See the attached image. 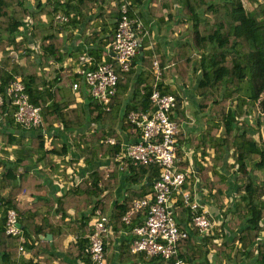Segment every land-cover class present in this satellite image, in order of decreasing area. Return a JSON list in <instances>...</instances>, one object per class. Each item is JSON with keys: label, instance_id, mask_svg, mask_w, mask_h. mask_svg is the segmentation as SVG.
Listing matches in <instances>:
<instances>
[{"label": "trees", "instance_id": "trees-1", "mask_svg": "<svg viewBox=\"0 0 264 264\" xmlns=\"http://www.w3.org/2000/svg\"><path fill=\"white\" fill-rule=\"evenodd\" d=\"M123 2L0 0V93L5 95L14 77L19 76L31 102L42 108L44 123L49 129L61 124L63 130L69 131L86 125L87 121L96 125L83 135L72 134L70 142L59 133L46 137L40 130L28 131L18 124L13 117L15 108L4 100L0 116L7 115L8 129L0 126V264H77L78 261L92 264L86 248L91 232L89 223L98 209L110 215L117 235L123 229L130 232L136 224L143 223L142 212L133 214L130 226L125 225L123 217L132 209L134 201L153 191L161 168L157 164H135L130 159L122 163L117 154L123 133L134 131L139 135L136 126L129 122L128 113L138 108H152L153 88L148 81L154 80L155 58L164 78L177 75L186 84L190 74L199 72L196 91L205 128L199 138L182 137L179 133L176 151L182 170L189 168L190 160L185 157L181 143L200 151V158L193 160L195 170L188 178L187 187L193 190L199 181L197 197L203 204L205 200L213 204L217 213L212 219L219 223L217 229L200 234L190 226V210L178 199L175 204L178 225L182 228L188 225L191 230L179 243L177 258L183 264H242L245 261L264 264V177L259 181V175L254 173L256 170L264 175V139L255 137L264 124V0H249L251 9L245 0H154L150 10L161 23L173 22L175 4L181 6L184 16L174 23L171 34L182 29L187 43L175 47L171 67L165 71L167 56L160 53L158 45L147 50L150 41L143 38V50L134 60V67L121 73L119 91L111 109L106 111L91 100L92 109L86 112L67 89L68 73L60 74V79L53 83L47 82V67L62 61L65 27L76 28L87 15L95 12L105 20L115 19L116 30ZM60 12L71 16L68 25L55 19ZM90 31L86 40L99 44L98 49H92L98 60L115 31L101 34L95 27ZM72 35L70 32L68 38ZM30 41L39 43L38 51L29 46ZM132 82L135 89L128 102L125 94ZM144 82L148 83L142 94L140 86ZM175 96L176 112L185 119L182 100L179 95ZM16 130L21 133L17 134ZM108 137H115L117 143H105ZM10 146H16L14 160L5 153ZM80 159L91 168L90 172L59 195L43 197L46 187L38 171L55 172L62 163V175L69 180L68 168L75 170ZM108 160L114 162L113 169L102 167ZM32 166L40 169L33 171ZM122 174L126 186L124 194L117 197ZM232 174L236 191L231 195L235 197L233 205L229 206L224 199L230 191ZM26 195L32 200L23 203L22 197ZM10 209L21 216L22 233L17 236L6 232ZM48 234H52V240L45 239ZM72 234L79 238L66 243ZM21 236L26 238L25 252L30 257L19 252ZM131 240L130 234L118 237L119 244L107 237L106 264H175L174 260L132 253ZM61 253L67 258L60 257Z\"/></svg>", "mask_w": 264, "mask_h": 264}, {"label": "built area", "instance_id": "built-area-1", "mask_svg": "<svg viewBox=\"0 0 264 264\" xmlns=\"http://www.w3.org/2000/svg\"><path fill=\"white\" fill-rule=\"evenodd\" d=\"M120 11L114 38L106 48V55L111 57V60L95 62L94 57L89 54H81L76 70L77 80L73 83L75 91L84 85L94 103L106 111L111 109L119 91L121 73H127L134 67L142 39L149 35L144 20L135 11L133 1L124 0ZM55 19L61 24H68L71 16L57 13ZM153 74V90L150 96L152 108H138L128 113V120L139 130V135L136 140L121 142L117 159L122 163L130 159L135 164H157L161 168V175L154 181L153 191L134 201L132 209L123 217L125 225L130 226L133 223V214L142 212L145 214L143 223L136 224L130 232L123 229L121 236H132L130 250L134 254L146 253L150 257H162L168 261L174 260L175 264H183V261L177 258L179 243L188 236L191 227L204 234L217 229L219 223L217 219H212L210 211L199 201L197 181L193 190L187 187L190 184L188 178L194 174V169L189 167L182 170L179 167L180 159L176 149L181 126L174 118L177 98L175 94L162 90L163 75L156 59L153 61ZM146 86L142 85V94L145 93ZM5 99L15 108L13 117L24 129L40 130L45 135L51 131L44 123L42 108L31 102L26 85L19 76L14 77L13 82L6 88L5 95L0 93V106L4 104ZM105 143L114 145L117 139L108 137ZM102 167L113 169L114 162L108 160ZM122 169L123 166L120 165V170ZM80 181L81 179L76 183ZM178 199L191 212V227L187 225L182 228L178 225L175 215ZM20 220L21 216L16 210L8 211L7 234L17 236L22 233ZM89 225L91 232L88 235L89 245L86 252L92 264H106L105 239L112 237L119 244L111 217L98 209ZM25 244L26 238L21 236L19 252H25ZM25 255L31 256L28 251Z\"/></svg>", "mask_w": 264, "mask_h": 264}, {"label": "crops", "instance_id": "crops-1", "mask_svg": "<svg viewBox=\"0 0 264 264\" xmlns=\"http://www.w3.org/2000/svg\"><path fill=\"white\" fill-rule=\"evenodd\" d=\"M246 1L250 3L249 0H246ZM154 5H155L154 0H142L141 3L135 4V11L138 14V16L140 14L139 17H141L144 20L145 25L149 31L148 32L149 35L146 37L150 41V44L147 46V50L151 49L153 45H158L160 48V53L162 55L167 56V64L164 68L166 71L167 69L171 67L170 59L173 56L175 47H179L187 43L188 41V39L184 37L182 29L176 30L173 35L171 34V29H173L174 23L178 22L180 18H182L184 15L182 13V10L180 9L181 6L178 3H176L172 11L173 15L176 16L175 17L176 19L174 18L175 20L173 22L161 23V21L158 18H156L150 10L151 7H154ZM166 15L167 14H165V17ZM43 18L44 20L47 21L46 16H44ZM115 22H116L115 19L111 17H108L105 20L104 18L100 16L99 17L96 16L95 12H92L91 14L87 15L85 21L79 23L78 24L79 26H77L76 28L65 27V29L62 30V35H64L66 39L65 45L62 51L63 53L62 61H55L51 63L47 67V70H46L48 72V74L46 75L47 82H52V83L55 82L56 79L58 80L60 79L59 78L60 74L68 73V77L70 81L67 84L68 86L67 89L71 90L76 100L83 105L86 112H89V109H92V106H90V101L92 100V98L88 95L86 91V87L82 85L80 90L78 91L73 90V83L74 81L77 80L76 70L79 66L78 58L81 54L86 53L94 57L95 62H100L102 60H110L109 56L106 55V48H107V45L111 41L106 46L103 47L102 54H101L102 57L101 59L97 60L95 58L96 52L93 51L92 53V49H96L99 46V44L96 42L89 43L87 42L86 39H87L88 34L91 33L90 28H93V27H95L97 29V32L101 34L109 33L108 31L110 30L115 31L114 29ZM68 24H64V25H68ZM70 32H72L73 35L70 38H68V34ZM29 46H31L34 49V51H38L39 43L35 41H30ZM36 55L37 53L34 54L35 58H36ZM16 58H17V55H16ZM137 67L138 65L136 66V69L137 71H139ZM198 78H199V72L197 71L195 73L190 74L188 82L185 84L177 75L169 74L166 78L163 77L162 82H161L162 90L164 89L173 94H177L180 96L182 100L181 111L184 113L185 119H182L181 115L178 114L177 112H175V115H174V118L180 123V126H181L180 134L182 137L199 138L205 128V125L202 121L201 113L199 111V106H198L199 97L196 91L197 84H198ZM148 82L152 83L153 79H151ZM148 82H144L142 85L144 84L147 85ZM142 85L140 86V92H141ZM134 89H135V84L132 82L129 87V91L125 94L128 102L129 100H131L132 93H134ZM6 117L7 115L5 114L0 116V126L3 129H8V123L6 121ZM95 126L96 125L92 121L91 122L87 121L86 125L80 126L73 130L66 131V130H63L64 129L63 125L56 124L52 129H49L46 126V128L51 131H49L48 134L46 135L44 134V135L46 137H50L54 133H57V134L59 133L63 135L64 139H67L70 142L72 134L78 133L80 135H83L87 131L93 130ZM16 133L18 134L21 132L20 130H16ZM133 133L134 131L130 133H123L122 135L123 140L121 142L136 140L137 136L135 135V133L134 134ZM27 134L32 135L31 132ZM47 143L50 144V140H47ZM181 144H183L182 150L186 154L185 157H187L190 160L189 167L195 170V164L193 160L194 158H200V151L197 149L195 150L194 147H188V144L184 142H182ZM15 149H16V146H10L7 149H5L6 155L12 160L16 158L15 154L12 153L13 150ZM57 161L60 162V159H57ZM75 167H76L75 170H73L72 168H68L69 180L65 179V177L62 175V171L64 170L63 169L64 166L62 163L59 164L57 171L55 172L47 171V170L43 172L39 170L40 168L38 167L36 168L33 166L31 167V169L33 171L39 170L38 173L40 174V177L44 181V185L46 189L43 190V193H42L43 197L53 198L54 195L56 196L62 193L69 185L73 184L74 181L76 183L78 180L82 179L91 170L90 167L85 165L82 159L78 161ZM233 176L234 175L232 174L229 180L230 181V187H229L230 191L228 192V194L226 195V198L224 199L225 203H228L229 206L233 205L232 201L235 200V197L231 196L236 191L234 190L235 181L233 179ZM256 176L258 175L256 174ZM119 177H120L121 182L117 189V197H121L124 194V189L126 186V183L123 180L124 175L122 174V176H119ZM197 186L200 187L199 181H197ZM37 194H40V192H37ZM198 194L200 193H197V195ZM31 200H32V197L29 195L22 197L23 203H27L28 201H31ZM203 205L205 206V208H207L210 211L212 216L216 215L217 210L215 207H213V204H211L209 200H205V204ZM121 235L122 234L120 231L119 235L116 236V239L118 237L120 238ZM77 238H79V235L75 236V234H72L67 238L66 243L70 241H74ZM218 241H221L220 238ZM59 255L62 258L65 257V255L63 256V253ZM77 264H83V263L78 261ZM242 264H254V262L251 263L250 261H245Z\"/></svg>", "mask_w": 264, "mask_h": 264}, {"label": "rangeland", "instance_id": "rangeland-1", "mask_svg": "<svg viewBox=\"0 0 264 264\" xmlns=\"http://www.w3.org/2000/svg\"><path fill=\"white\" fill-rule=\"evenodd\" d=\"M245 5L248 7V8H250V5H249V3L245 0ZM259 132V133H258ZM256 134H255V137L258 139V140H260V141H262L263 139H264V124L261 126V130L260 131H258ZM13 154H15L16 155V153H15V150H13V152H12ZM255 175L257 174V175H259V181H263V177H264V175H262L261 174V172L260 171H256L255 170ZM227 264H230V263H227Z\"/></svg>", "mask_w": 264, "mask_h": 264}, {"label": "water", "instance_id": "water-1", "mask_svg": "<svg viewBox=\"0 0 264 264\" xmlns=\"http://www.w3.org/2000/svg\"><path fill=\"white\" fill-rule=\"evenodd\" d=\"M140 50H143L142 46L140 47ZM52 238H53L52 234H48V235L45 236L46 240H52Z\"/></svg>", "mask_w": 264, "mask_h": 264}]
</instances>
